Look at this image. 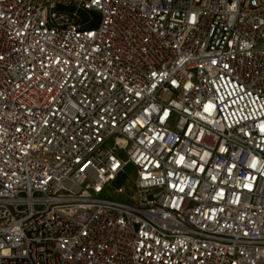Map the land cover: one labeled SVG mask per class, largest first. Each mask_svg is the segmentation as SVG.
Returning a JSON list of instances; mask_svg holds the SVG:
<instances>
[{"label": "built area", "instance_id": "obj_1", "mask_svg": "<svg viewBox=\"0 0 264 264\" xmlns=\"http://www.w3.org/2000/svg\"><path fill=\"white\" fill-rule=\"evenodd\" d=\"M0 264H264V0H0Z\"/></svg>", "mask_w": 264, "mask_h": 264}, {"label": "rangeland", "instance_id": "obj_2", "mask_svg": "<svg viewBox=\"0 0 264 264\" xmlns=\"http://www.w3.org/2000/svg\"><path fill=\"white\" fill-rule=\"evenodd\" d=\"M132 171H133V167L130 166V167L128 168V172L131 173Z\"/></svg>", "mask_w": 264, "mask_h": 264}]
</instances>
